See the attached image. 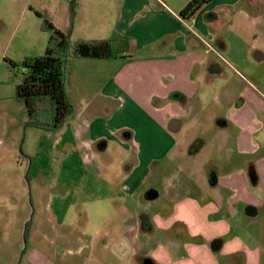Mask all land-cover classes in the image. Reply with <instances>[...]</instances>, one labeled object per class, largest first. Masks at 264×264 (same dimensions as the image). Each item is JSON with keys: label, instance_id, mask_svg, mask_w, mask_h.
<instances>
[{"label": "crops", "instance_id": "0c3cea01", "mask_svg": "<svg viewBox=\"0 0 264 264\" xmlns=\"http://www.w3.org/2000/svg\"><path fill=\"white\" fill-rule=\"evenodd\" d=\"M119 1L112 37L128 39L129 47L110 59L71 57L73 109L50 148L60 160L58 172L76 173L74 190L65 183L49 187L72 192L71 205L82 210L70 220L80 226L77 255L87 250L90 260L92 249L101 248L98 229L88 237L90 214L83 210L97 201L85 186L106 175L101 180L112 212L102 222L109 234L103 242L147 240L133 243V250H106L123 264H132L136 254L158 264H191L193 250L225 258L214 264H264V0H207L188 21L180 12L190 0ZM0 101L4 115L19 117V134L22 105L9 90L0 91ZM52 194L45 214L34 206L31 245L51 242L55 211L58 217ZM185 207L195 216H180ZM139 214L148 219L146 230ZM201 224L212 228L210 237ZM184 228L190 242L179 250ZM37 247L28 263L53 264Z\"/></svg>", "mask_w": 264, "mask_h": 264}, {"label": "rangeland", "instance_id": "374dc122", "mask_svg": "<svg viewBox=\"0 0 264 264\" xmlns=\"http://www.w3.org/2000/svg\"><path fill=\"white\" fill-rule=\"evenodd\" d=\"M118 1L0 0V91L3 93L4 90H9L13 93L15 102L20 104L14 97V87L21 76V62L25 57L42 55L45 47L50 44L48 41L50 33L42 28L43 21L37 12L47 17L56 28L67 32L70 42L112 38V11L119 8L120 1L119 3ZM1 111L0 101V264H29L27 257L31 249L37 247L36 244L31 245L29 242L34 206L36 214L39 210L45 214V199L52 192V205L58 206V217L55 211V219L53 218L50 224L52 229L48 234L51 242L37 248L46 252L53 264H123L112 254L113 252H106V250L116 252L125 249L133 250V243L136 247H140L141 242H147L143 235L134 238L133 242H128L129 240L114 242L112 239L103 242L109 234L105 235L101 230L102 222L112 212L110 204L105 201L107 190L104 180H101L107 179L105 175L100 179L91 178L89 180L91 185L85 186L88 195L92 196V191H95L97 201L90 203L87 210H83V213L90 214L88 237H92V231L98 229L99 236L95 235V239L101 248L92 249L93 257L90 260L86 258L89 252L87 250L77 255L81 243L78 239L80 226L71 225L70 220L82 210L80 206L71 205L72 192L58 191L57 193L54 190L64 183L70 190H74L72 185H76L77 177L74 170L66 172L63 168L59 172V169L57 170L60 160L57 155L52 154L50 149L55 147L54 141L57 135L54 131L26 125L28 118L23 110L21 115L25 118L17 136L14 134L15 122L19 117L16 116V121H12V114L6 116ZM121 153L122 156L127 157L128 162L131 161L130 153L127 151ZM118 174L120 175V172ZM156 183L161 189L159 182ZM52 185L55 186L53 191L50 188ZM133 205L137 207L134 200L130 206L133 207ZM193 211L195 216V210L185 207L180 211V216L186 217ZM62 213L63 220H61ZM135 226L137 224L133 227L134 231ZM221 227L224 228V225H219L218 231H221ZM199 229L206 230L208 237L212 235V228L208 225L201 224ZM181 233L179 250L190 242L185 241L187 236L185 228ZM162 234L166 235L165 232ZM226 237L227 235L225 239ZM203 252L193 250L192 255L189 256V262L214 264L216 261H225L218 252L210 253L212 255Z\"/></svg>", "mask_w": 264, "mask_h": 264}, {"label": "trees", "instance_id": "16d2710c", "mask_svg": "<svg viewBox=\"0 0 264 264\" xmlns=\"http://www.w3.org/2000/svg\"><path fill=\"white\" fill-rule=\"evenodd\" d=\"M206 1L190 0L181 10L180 17L189 20ZM37 14L42 18V28L50 33V44L42 55L23 59L14 97L27 115L26 125L56 131L73 109L67 94L71 57L115 58L129 47L130 42L118 36L70 42L67 32L56 28L41 13ZM197 148L198 144L194 142L189 146V152L193 154Z\"/></svg>", "mask_w": 264, "mask_h": 264}, {"label": "flooded vegetation", "instance_id": "af4514ba", "mask_svg": "<svg viewBox=\"0 0 264 264\" xmlns=\"http://www.w3.org/2000/svg\"><path fill=\"white\" fill-rule=\"evenodd\" d=\"M146 192L151 193L152 192V188H148L146 190ZM142 218H145V220L142 221ZM138 220H139V226H140V228H142L144 230H146L147 228H149L148 219L146 218V216H144L143 214H139ZM178 244H180V241L178 242ZM132 264H158V263L150 255L136 254L134 256V258H133Z\"/></svg>", "mask_w": 264, "mask_h": 264}, {"label": "water", "instance_id": "95a60500", "mask_svg": "<svg viewBox=\"0 0 264 264\" xmlns=\"http://www.w3.org/2000/svg\"><path fill=\"white\" fill-rule=\"evenodd\" d=\"M147 197H152V195L151 194H147ZM211 246H212L211 247L212 249L216 250V249H218L220 247V242L215 240V241L212 242Z\"/></svg>", "mask_w": 264, "mask_h": 264}, {"label": "built area", "instance_id": "2783aa9c", "mask_svg": "<svg viewBox=\"0 0 264 264\" xmlns=\"http://www.w3.org/2000/svg\"><path fill=\"white\" fill-rule=\"evenodd\" d=\"M184 20V19H183ZM190 20V19H189ZM186 21H188V20H186Z\"/></svg>", "mask_w": 264, "mask_h": 264}]
</instances>
